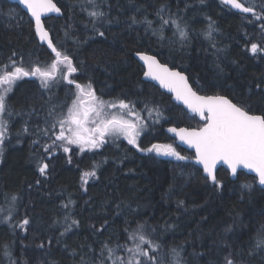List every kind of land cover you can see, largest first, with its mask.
<instances>
[{"label": "trees", "instance_id": "1", "mask_svg": "<svg viewBox=\"0 0 264 264\" xmlns=\"http://www.w3.org/2000/svg\"><path fill=\"white\" fill-rule=\"evenodd\" d=\"M53 1L62 16L44 25L78 69L70 78L90 83L105 101L134 104L145 122L140 148L171 144L188 159L140 151L123 139L82 153L61 147L46 152L54 136L42 130L61 106L66 111L75 86L58 78L45 88L22 78L4 113L9 133L0 154V264H99L105 243L134 246L125 229L137 224L159 246L150 253L156 264H225V257L235 264H264V189L243 172L231 180L218 169L219 185L202 175L193 153L178 147L164 128L203 123L142 80L133 56L152 54L185 73L199 93L227 96L260 114L264 91L256 85L264 86V51L250 49L252 43L264 48V20L237 14L221 0ZM240 1L262 12L264 0ZM94 11L103 15L93 17ZM20 15L0 21V66L9 58L25 67L50 64L55 55L38 43L27 15ZM42 163L48 164L44 174L38 170ZM93 165L96 176L83 188L81 175ZM24 219L29 224L20 227ZM116 254L131 255L122 249Z\"/></svg>", "mask_w": 264, "mask_h": 264}, {"label": "snow or ice", "instance_id": "2", "mask_svg": "<svg viewBox=\"0 0 264 264\" xmlns=\"http://www.w3.org/2000/svg\"><path fill=\"white\" fill-rule=\"evenodd\" d=\"M222 2L242 13H252L257 20H264V6H262V12L257 14L253 5H246L240 0H222ZM19 3L27 8L34 19L35 33L41 41L47 42L55 58L45 66L31 67H25L22 62L18 64L17 61L9 58L8 64L0 66V117L8 110L6 98L18 80L30 76L38 77L42 85L47 88L51 82L59 78L61 81H66L68 85H74L75 92L66 111L61 106V112L53 117L50 126L42 130L50 139L54 136L51 145L45 147L46 152L52 147H61L65 153H68L71 151L70 146H76L80 152L91 151L107 143L106 138L123 137L129 145L140 151H154L158 155L173 156L179 160L188 159L180 155L171 144H153L150 148H140L138 140L143 124L135 111V105L131 102L126 103L123 99L105 101L97 96L90 83L80 84L74 78H70L77 73L78 69L72 58L62 53L53 44L42 20V17L49 13L61 11L53 0H19ZM90 15L96 17L102 16L103 13L94 11ZM135 22L133 19V23ZM164 23L167 24L168 21L165 20ZM177 28L179 29L178 25ZM99 35L104 34L100 32ZM181 36H184L183 32ZM250 51L256 54L264 51V48H259L256 43H252ZM137 55L146 65L147 71L144 75L158 81L161 87L174 93L177 101L182 102L204 122L199 128H170L169 131L175 133L180 141L195 149V160L203 166V171L207 173L206 178L219 185L215 170L217 164L223 163L231 169L234 176L238 168L249 169L256 174L258 183L264 186V112L256 114L252 111L251 105L233 102L224 95H201L193 89L189 78L181 71L161 64L155 56L142 53ZM256 88L264 91V86L259 83ZM8 114L11 115V113ZM49 115L52 116L53 113L50 112ZM7 131V121L0 119V144L4 142ZM95 167L93 165V170L82 173V185L96 176ZM47 169L48 164L42 163L38 170L44 174ZM243 187L251 189L252 185L245 184ZM12 199L15 200L16 197L13 196ZM73 223L76 222L73 221ZM28 224L29 220L24 219L20 227ZM144 228L143 224H137L134 230L125 229L128 233L127 240L133 242V247H128L125 243L118 244L116 248H110L105 243L101 249L102 259L99 264H105L109 260L111 264H156L155 257L150 253L159 246L146 237ZM260 243L264 244V238ZM117 249H122L131 255L127 258L117 255ZM105 252L107 256L104 255ZM225 264H235V262L225 257Z\"/></svg>", "mask_w": 264, "mask_h": 264}, {"label": "water", "instance_id": "3", "mask_svg": "<svg viewBox=\"0 0 264 264\" xmlns=\"http://www.w3.org/2000/svg\"><path fill=\"white\" fill-rule=\"evenodd\" d=\"M4 1L16 5V6H17L22 12H24V13L27 15L29 21H30V22L32 23V25H33V31H34V34H35V36H36V39L38 40V43H39L40 45H42V46H45V47L48 49V51H49L52 55H55L54 53H52L51 49L48 47L47 42H46V41H41V40L39 39V36L35 33L34 19L31 17V15H30V13L28 12L27 8H26L24 5L20 4V3H19V0H4ZM221 1H222V0H221ZM53 2H54V1H53ZM240 2H241V1H240ZM54 3H55V2H54ZM222 3H223V2H222ZM55 4H56V3H55ZM223 4H224V3H223ZM56 5H57V4H56ZM224 5H225L229 10H231V11L237 13V14H242V15H246V16H251V15H252V13H242V12H240L239 10L232 8L230 5H226V4H224ZM57 7H58V6H57ZM60 10H61V9H60ZM61 16H62V11H60L59 13H49L47 16L42 17V20H43V22H44V20L47 19V18H50V17H61ZM44 27H45V25H44ZM45 29H46V28H45ZM49 35H50V33H49ZM50 38H51V36H50ZM139 53L146 54V55H152V54L145 53V52H139ZM133 56H134L135 60L140 64V66H141L142 69H143L142 76H141L142 80L147 81V82L153 84L154 86H156L157 88H159L163 93H165V94H167V95H169V96L171 97V101H172L174 104L179 105V106H181L182 108H184L185 111L188 113V115H190V116H195L199 121H201L202 123H204V122L201 120V118H200L197 114L192 113V112H191V111H190V110H189V109H188V108H187L182 102L177 101V100L175 99V95H174V93L170 92V91H169L168 89H166V88L161 87L158 81L152 80L150 77L145 76L144 73L147 71V68H146V65H145L144 61H142V60L139 58V56L137 55V53H135ZM152 56H154V55H152ZM155 57H156V56H155ZM156 59H157L161 64H165V63H162L157 57H156ZM165 65H167V64H165ZM167 66H168L170 69H173V70L179 71L178 69L171 68L169 65H167ZM182 73H183V72H182ZM183 74L186 75L185 73H183ZM186 76H187V75H186ZM189 83H190V82H189ZM194 90H195V89H194ZM198 93H199V92H198ZM199 94H201V93H199ZM201 95H204V94H201ZM170 128H177V129H179V128H187V127L167 126V127L164 128V132H165V134H166L167 136H169L170 138L174 139V141H175V143H176V145H177L178 147H180V148H182V149H185V150H187V151L193 153V155H194V159H193V161H194L195 165L201 170L202 175H203L204 177H207V173H205V172L203 171V166L200 165V164H198V163L196 162V160H195V149L192 148V147H190L189 145L183 143L182 141H180L179 137H178L175 133L169 131ZM189 129H193V128H189ZM220 168L225 169V170L229 173V177H230L231 180H235V179H236L237 174L234 176V175L231 173V169L228 168V166H227L226 164H223V163L217 164V166H216V170H215V174H216L217 170L220 169ZM238 172H243V173H245V174H247V175L253 176V177L255 178V183H256V185H257L258 187H260L261 189H264V186H262V185H260V184L258 183V178L256 177V174H255L254 172L250 171L249 169L242 168V167L237 169V173H238ZM209 181L212 182L211 179H209ZM212 183H213V182H212Z\"/></svg>", "mask_w": 264, "mask_h": 264}, {"label": "rangeland", "instance_id": "4", "mask_svg": "<svg viewBox=\"0 0 264 264\" xmlns=\"http://www.w3.org/2000/svg\"><path fill=\"white\" fill-rule=\"evenodd\" d=\"M20 9L16 6V5H14L13 4V6H4V5H2V4H0V21L1 20H4L7 16H11V18L12 19H17V18H22V16L20 15ZM31 77V76H30ZM24 78H28V77H24ZM32 78H34V79H36L41 85H42V83H41V80H40V78H38V77H32ZM58 79V78H57ZM21 80V79H20ZM20 80H18L16 83H15V85L13 86V89H12V91L14 90V88H15V86H16V84L20 81ZM57 81V80H56ZM53 83H55V81L54 82H51L50 84H49V86L51 85V84H53ZM43 86V85H42ZM48 86V87H49ZM56 86H58V85H54V87H56ZM44 87V86H43ZM12 91L8 94V96L12 93ZM205 95V94H204ZM7 96V97H8ZM7 99V98H6ZM109 101H115V100H109ZM140 116V115H139ZM141 118V117H140ZM0 119H4L5 120V118H4V114H3V116L2 117H0ZM141 123L143 124V126H144V120L143 119H141ZM144 130V127H143V129H142V131ZM142 131H141V133H142ZM9 132L7 131V133L6 134H8ZM107 139V142L108 141H115V140H119V139H123V140H125V141H127L126 139H124L123 137H119V138H111V137H109V138H106ZM58 144H59V142H57ZM51 145V144H50ZM1 146H2V144H0V154H1ZM46 146H48V143L46 144ZM71 148H75V149H77V151L79 152V153H82V152H80L79 151V149L76 147V146H70ZM101 148V147H100ZM100 148H98V149H100ZM93 150H95V149H93ZM87 151V150H86ZM154 152V151H153ZM155 154H157L156 152H154ZM158 155V154H157ZM159 156H163V157H172V156H165V155H159ZM91 179V178H90ZM89 179V180H90ZM88 180V181H89ZM81 185H82V181H81ZM85 185L86 184H83L82 185V187L84 188L85 187Z\"/></svg>", "mask_w": 264, "mask_h": 264}]
</instances>
